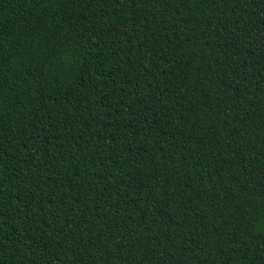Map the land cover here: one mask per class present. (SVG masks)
<instances>
[{"label":"trees","instance_id":"16d2710c","mask_svg":"<svg viewBox=\"0 0 264 264\" xmlns=\"http://www.w3.org/2000/svg\"><path fill=\"white\" fill-rule=\"evenodd\" d=\"M0 264H264V0H0Z\"/></svg>","mask_w":264,"mask_h":264}]
</instances>
